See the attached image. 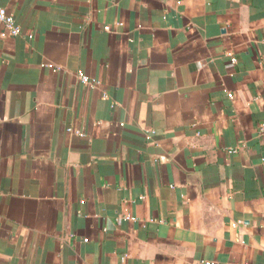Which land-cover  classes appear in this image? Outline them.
<instances>
[{
	"label": "crops",
	"instance_id": "1",
	"mask_svg": "<svg viewBox=\"0 0 264 264\" xmlns=\"http://www.w3.org/2000/svg\"><path fill=\"white\" fill-rule=\"evenodd\" d=\"M0 7V264H264V0Z\"/></svg>",
	"mask_w": 264,
	"mask_h": 264
},
{
	"label": "built area",
	"instance_id": "2",
	"mask_svg": "<svg viewBox=\"0 0 264 264\" xmlns=\"http://www.w3.org/2000/svg\"><path fill=\"white\" fill-rule=\"evenodd\" d=\"M0 23L3 25L4 29L7 31L8 34L16 36L20 32V28L17 25L14 16L9 13L5 8L0 7ZM105 29H110V26L104 27ZM82 80L84 82H87V79L85 77H82ZM228 96L231 97V94H228ZM259 131L261 133H264V124H261L259 126ZM76 134H80L79 131H76ZM132 218L131 216L127 215L125 216V219L128 220Z\"/></svg>",
	"mask_w": 264,
	"mask_h": 264
}]
</instances>
